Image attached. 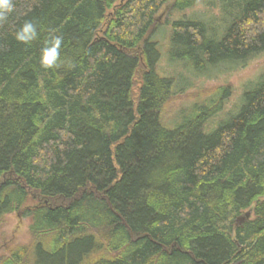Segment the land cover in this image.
<instances>
[{
  "label": "trees",
  "instance_id": "16d2710c",
  "mask_svg": "<svg viewBox=\"0 0 264 264\" xmlns=\"http://www.w3.org/2000/svg\"><path fill=\"white\" fill-rule=\"evenodd\" d=\"M234 1L220 37L174 22L171 60L202 71L264 52V0ZM198 3L14 0L0 25V228L19 213L33 240L0 264H264V78L212 133L223 97L175 129L163 120L177 97L153 37ZM26 20L27 45L14 38ZM52 35L62 63L45 69Z\"/></svg>",
  "mask_w": 264,
  "mask_h": 264
},
{
  "label": "rangeland",
  "instance_id": "374dc122",
  "mask_svg": "<svg viewBox=\"0 0 264 264\" xmlns=\"http://www.w3.org/2000/svg\"><path fill=\"white\" fill-rule=\"evenodd\" d=\"M234 3V0H199L192 8L176 10L170 15L167 12L160 18L162 25L153 37L161 53L156 70L159 75L173 79V93L177 97L163 112V120L168 128L175 129L193 118L198 111L197 105L223 97V110L211 117L205 125V133H212L240 112L245 93L264 78V52L246 60L207 65L202 71L195 69L187 60L173 61L170 58V37L174 22L201 20L209 26L211 36V32H214L220 37L233 18L224 9L231 10ZM233 13L237 16L239 11L235 10ZM33 205L35 203H29V206ZM30 226L29 217H22L19 213L7 216L5 224L0 228V255L6 254L9 245L14 243L15 246L31 245L33 236Z\"/></svg>",
  "mask_w": 264,
  "mask_h": 264
},
{
  "label": "clouds",
  "instance_id": "9594fccd",
  "mask_svg": "<svg viewBox=\"0 0 264 264\" xmlns=\"http://www.w3.org/2000/svg\"><path fill=\"white\" fill-rule=\"evenodd\" d=\"M15 11L14 0H0V25H3L10 14ZM38 37L36 24L31 20H26L14 33V38L22 44H30ZM63 43V37L60 35H52L50 39L44 42V46L40 49V65L45 69L59 67L60 50Z\"/></svg>",
  "mask_w": 264,
  "mask_h": 264
},
{
  "label": "water",
  "instance_id": "95a60500",
  "mask_svg": "<svg viewBox=\"0 0 264 264\" xmlns=\"http://www.w3.org/2000/svg\"><path fill=\"white\" fill-rule=\"evenodd\" d=\"M251 214H252V211L247 212L246 217L250 218ZM243 220H244V218H240L239 222H242Z\"/></svg>",
  "mask_w": 264,
  "mask_h": 264
}]
</instances>
